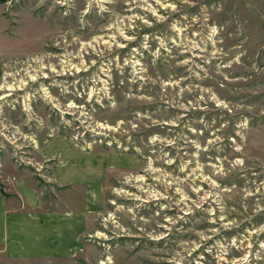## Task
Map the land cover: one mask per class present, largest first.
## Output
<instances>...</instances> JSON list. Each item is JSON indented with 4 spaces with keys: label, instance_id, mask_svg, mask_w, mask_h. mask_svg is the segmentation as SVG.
<instances>
[{
    "label": "rangeland",
    "instance_id": "1",
    "mask_svg": "<svg viewBox=\"0 0 264 264\" xmlns=\"http://www.w3.org/2000/svg\"><path fill=\"white\" fill-rule=\"evenodd\" d=\"M54 132L134 164L77 255L0 264H264V0H0V159Z\"/></svg>",
    "mask_w": 264,
    "mask_h": 264
},
{
    "label": "crops",
    "instance_id": "2",
    "mask_svg": "<svg viewBox=\"0 0 264 264\" xmlns=\"http://www.w3.org/2000/svg\"><path fill=\"white\" fill-rule=\"evenodd\" d=\"M37 157L23 166L0 159V249L13 259H67L105 206L109 172L134 157L83 148L62 132L48 135Z\"/></svg>",
    "mask_w": 264,
    "mask_h": 264
},
{
    "label": "trees",
    "instance_id": "3",
    "mask_svg": "<svg viewBox=\"0 0 264 264\" xmlns=\"http://www.w3.org/2000/svg\"><path fill=\"white\" fill-rule=\"evenodd\" d=\"M130 152H134L131 148L130 149H128ZM0 190L2 191V189H1V184H0Z\"/></svg>",
    "mask_w": 264,
    "mask_h": 264
},
{
    "label": "built area",
    "instance_id": "4",
    "mask_svg": "<svg viewBox=\"0 0 264 264\" xmlns=\"http://www.w3.org/2000/svg\"><path fill=\"white\" fill-rule=\"evenodd\" d=\"M11 179H14V177H11Z\"/></svg>",
    "mask_w": 264,
    "mask_h": 264
}]
</instances>
